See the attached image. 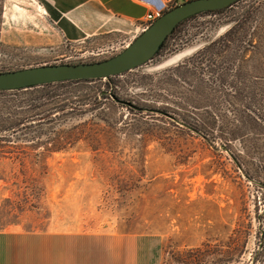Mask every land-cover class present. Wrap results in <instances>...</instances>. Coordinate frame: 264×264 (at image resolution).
<instances>
[{
	"label": "rangeland",
	"instance_id": "obj_1",
	"mask_svg": "<svg viewBox=\"0 0 264 264\" xmlns=\"http://www.w3.org/2000/svg\"><path fill=\"white\" fill-rule=\"evenodd\" d=\"M38 4L0 0V71L103 60L141 33L68 42ZM64 83L60 98L56 84L5 91L47 100L0 113L18 122L0 132V230L152 232L159 264H264V0L182 21L128 71Z\"/></svg>",
	"mask_w": 264,
	"mask_h": 264
},
{
	"label": "crops",
	"instance_id": "obj_2",
	"mask_svg": "<svg viewBox=\"0 0 264 264\" xmlns=\"http://www.w3.org/2000/svg\"><path fill=\"white\" fill-rule=\"evenodd\" d=\"M59 36L78 42L140 31L167 0H37ZM163 240L152 232L0 230V264H159Z\"/></svg>",
	"mask_w": 264,
	"mask_h": 264
},
{
	"label": "water",
	"instance_id": "obj_3",
	"mask_svg": "<svg viewBox=\"0 0 264 264\" xmlns=\"http://www.w3.org/2000/svg\"><path fill=\"white\" fill-rule=\"evenodd\" d=\"M236 1H183L170 9H166L161 16L155 19L147 29L139 33L124 49L109 58L93 62L41 64L16 70L0 71V91L22 90L49 83L118 75L152 58L160 50L165 39L183 20L202 12L228 7ZM126 103L133 108L141 109L127 101ZM143 110L162 112L168 115L166 111L157 108H143ZM174 121L190 130H194L178 119ZM194 131L200 134V132ZM223 148L227 150L224 145Z\"/></svg>",
	"mask_w": 264,
	"mask_h": 264
},
{
	"label": "trees",
	"instance_id": "obj_4",
	"mask_svg": "<svg viewBox=\"0 0 264 264\" xmlns=\"http://www.w3.org/2000/svg\"><path fill=\"white\" fill-rule=\"evenodd\" d=\"M238 1V0H237ZM236 1V2H237ZM235 3V2H234ZM233 4V3H232ZM231 4V5H232ZM231 5H229V6H231ZM228 6V7H229ZM225 8H227V7H225ZM225 8H222V9H225ZM222 9H218V10H210V11H220V10H222ZM210 11H206V12H210ZM255 12H257V10H256V8H252V9H247V10H243L241 13H239L238 14V16L234 19V20H236L237 22H236V24L232 27V29H230V31L232 30V32H230V33H232V36H231V38H237L238 40H239V37L236 35V32L238 31H240V29H242L243 28V30H244V32H246V31H248V29L251 27V25L248 23L249 21H250V19L253 17L252 16V13H255ZM202 13H204V12H202ZM193 16H195V15H193ZM193 16H191V17H193ZM190 18V17H189ZM188 19V18H187ZM186 20V19H185ZM184 21V20H183ZM181 23V22H180ZM179 23V24H180ZM178 24V25H179ZM177 25V26H178ZM176 26V27H177ZM175 27V28H176ZM175 30V29H174ZM168 38V37H167ZM166 38V39H167ZM165 39V40H166ZM240 41V40H239ZM165 42V41H164ZM163 45H164V43H163ZM162 45V46H163ZM162 48V47H161ZM160 48V49H161ZM254 59H256V61L258 60V58L256 57V58H254ZM255 62V60H253V58L252 59H250V65H248V67L249 66H251L253 63ZM252 68H254V67H252ZM252 71V69L250 68V70H249V72H251ZM191 72H193V71H191ZM86 80H89V79H79V80H71V82L72 83H78V82H80V81H86ZM65 82H68V81H65ZM54 85V84H56L55 86H57V87H55V88H50V89H48V91L45 93L46 95H48V96H50V98H52V97H56V96H58L57 98H60L59 96L60 95H63V94H66L67 93V91L65 90V89H62L63 88V85L62 84H65L64 82H57V83H49V84H44V85H41L42 87H44V86H49V85ZM58 87H62V88H58ZM33 88H38V86L37 87H32V89ZM27 90H30L29 88L27 89ZM63 90V91H62ZM54 91V92H53ZM4 94H6L5 93V91H0V113L1 114H7V115H9V114H14V113H18L19 111L18 110H20V109H35V108H39V106L41 105L40 103H42V101H46L45 100V96H43V95H41V96H39L38 97V99L37 98H33V99H28V100H21V99H16V100H14L13 98V96H4ZM38 101L40 102V103H38ZM48 102V101H47ZM43 104V103H42ZM25 107V108H24ZM260 110H261V112H264V107H261L260 108ZM167 112V111H166ZM260 119H263V117H259V116H257L255 113H254V116H252V117H250V116H248L247 115V118H246V120L248 121V125H249V127H251V129H253V133H255V130H260V129H262V123H260ZM14 125L13 126H10L9 124H8V121L6 120V119H4V118H0V132L1 131H6V130H9L10 128H16V127H14V126H18L17 124H18V122H15V123H13ZM263 126H264V124H263ZM200 132V131H199ZM200 134H201V132H200ZM202 136H203V138H205L206 139V141H210V140H208V137L206 136V135H204V134H202ZM227 136H231V135H227ZM242 136H247L246 134H244V135H242ZM241 136V137H242ZM233 137V136H232ZM3 137H0V144H1V142L4 140V139H2ZM0 147H1V145H0ZM249 148V147H248ZM257 148H258V146H257ZM1 220V219H0Z\"/></svg>",
	"mask_w": 264,
	"mask_h": 264
},
{
	"label": "built area",
	"instance_id": "obj_5",
	"mask_svg": "<svg viewBox=\"0 0 264 264\" xmlns=\"http://www.w3.org/2000/svg\"><path fill=\"white\" fill-rule=\"evenodd\" d=\"M177 0H167L166 8L164 10L149 11L144 18L140 20V32L147 29L151 23L157 19L162 13L168 9L169 6L175 5Z\"/></svg>",
	"mask_w": 264,
	"mask_h": 264
},
{
	"label": "flooded vegetation",
	"instance_id": "obj_6",
	"mask_svg": "<svg viewBox=\"0 0 264 264\" xmlns=\"http://www.w3.org/2000/svg\"><path fill=\"white\" fill-rule=\"evenodd\" d=\"M180 1L178 0V3H179Z\"/></svg>",
	"mask_w": 264,
	"mask_h": 264
}]
</instances>
